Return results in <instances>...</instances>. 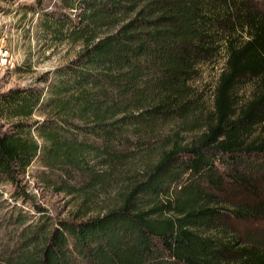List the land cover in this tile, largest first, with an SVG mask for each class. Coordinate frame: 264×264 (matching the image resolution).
<instances>
[{"label":"trees","instance_id":"trees-1","mask_svg":"<svg viewBox=\"0 0 264 264\" xmlns=\"http://www.w3.org/2000/svg\"><path fill=\"white\" fill-rule=\"evenodd\" d=\"M62 5L45 27L81 49L43 86L0 93L4 118L45 114L0 134V264H264L219 223L264 204L230 208L205 188L221 158L264 156V13L251 0ZM217 56L207 100L196 80ZM33 161L38 181L78 197L70 217L20 186Z\"/></svg>","mask_w":264,"mask_h":264},{"label":"rangeland","instance_id":"rangeland-1","mask_svg":"<svg viewBox=\"0 0 264 264\" xmlns=\"http://www.w3.org/2000/svg\"><path fill=\"white\" fill-rule=\"evenodd\" d=\"M251 1L264 13V0ZM60 9H63L62 0H0V93L43 86L40 77L69 62L81 49V42L62 40L47 31V15ZM220 67L218 56L212 58L203 65L196 80L207 100H210ZM251 92L252 86L249 84L241 90V96L248 97ZM44 94L45 91L41 98ZM44 116L41 111H35L29 118L0 116V134L12 131L17 121L32 122ZM168 131L173 132V127H166L162 131L163 135ZM147 152L145 150L141 154L146 156ZM221 159L217 162L218 171L222 173L220 180L216 186L207 185L205 188L221 204L230 208L245 206L253 210L260 203L264 204V156L253 155L235 166L226 157ZM38 168L40 164L33 161L26 174L20 177V186L25 187L33 204L44 207L53 217H70L77 211L78 197L43 185L35 178ZM130 169L136 172L138 165ZM3 186L4 196L7 197L14 189L8 183ZM95 202L101 205L105 200L102 196L97 197ZM219 223L237 237L239 245H254L264 249V212L255 217L222 216L219 217Z\"/></svg>","mask_w":264,"mask_h":264}]
</instances>
